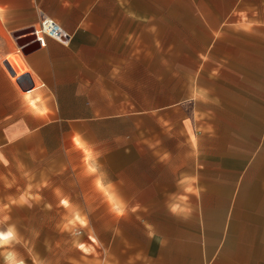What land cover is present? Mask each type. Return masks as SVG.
I'll list each match as a JSON object with an SVG mask.
<instances>
[{"label": "crops", "instance_id": "0c3cea01", "mask_svg": "<svg viewBox=\"0 0 264 264\" xmlns=\"http://www.w3.org/2000/svg\"><path fill=\"white\" fill-rule=\"evenodd\" d=\"M43 17L64 41L39 45ZM137 107L185 123L190 157L165 165L158 192L139 174L100 176L96 215L112 223L81 264H264V0H0V149L38 139L65 164L79 150L84 166L116 154L100 169L136 170L135 145L72 138L75 123ZM217 155L244 160L225 175L241 193L207 189Z\"/></svg>", "mask_w": 264, "mask_h": 264}, {"label": "rangeland", "instance_id": "374dc122", "mask_svg": "<svg viewBox=\"0 0 264 264\" xmlns=\"http://www.w3.org/2000/svg\"><path fill=\"white\" fill-rule=\"evenodd\" d=\"M137 111V117L97 119L85 127L75 123L72 138L77 148L95 146L101 152L135 145V167H139L136 170L100 169L107 164L116 165V154L105 157V163L100 156L98 164L91 161L84 166L79 150L72 151L73 160L65 164L58 159L59 154L51 152V145L44 151L38 139L24 144L20 156L21 148L7 141L6 147L0 149V264H81L82 259L103 255L96 239L97 225L110 226L112 217L96 215L102 206L97 189L103 188L98 178L134 174L138 178L139 174L151 180L148 183L152 190L158 192L159 179L173 170L165 165L190 157L185 151L191 145L185 123L176 121V117H168L172 120L166 122L167 117H159L158 108L153 109L151 117L143 115L138 107ZM161 146L169 147V152L160 153ZM211 160L216 169L211 171L213 181L207 189L220 195L241 193L239 183L229 185L225 175L228 167L235 164L237 180L244 160H231L225 155ZM175 173L170 177L178 176ZM104 189L110 192L112 187Z\"/></svg>", "mask_w": 264, "mask_h": 264}, {"label": "built area", "instance_id": "2783aa9c", "mask_svg": "<svg viewBox=\"0 0 264 264\" xmlns=\"http://www.w3.org/2000/svg\"><path fill=\"white\" fill-rule=\"evenodd\" d=\"M35 40L40 46L45 44L46 38L64 41L66 36L61 26L50 17H43L32 30Z\"/></svg>", "mask_w": 264, "mask_h": 264}]
</instances>
